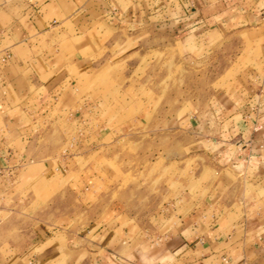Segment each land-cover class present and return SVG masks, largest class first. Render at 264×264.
Here are the masks:
<instances>
[{"label":"rangeland","instance_id":"rangeland-1","mask_svg":"<svg viewBox=\"0 0 264 264\" xmlns=\"http://www.w3.org/2000/svg\"><path fill=\"white\" fill-rule=\"evenodd\" d=\"M96 11L92 18L101 21ZM62 26L48 34L54 45L71 49L70 60L79 58L72 49L79 48L81 65L90 62L94 46L100 68L70 75L66 91L73 102L52 101L48 116L42 117L49 109L33 119L35 144L46 150L31 147L22 168L0 182V264H19L39 226L75 248L80 244L70 234L97 241L104 226H126L129 209L134 223L143 219L165 233L209 191L218 194L226 180H238L235 167L214 166L218 154L205 146L226 137L251 105L252 33L160 41L138 22L99 23L93 35L84 34L87 27L75 32L70 22ZM43 92L36 89L35 97Z\"/></svg>","mask_w":264,"mask_h":264},{"label":"crops","instance_id":"crops-1","mask_svg":"<svg viewBox=\"0 0 264 264\" xmlns=\"http://www.w3.org/2000/svg\"><path fill=\"white\" fill-rule=\"evenodd\" d=\"M147 2L151 8H146ZM133 4L0 0V182L7 180L8 171L22 168L31 147L46 150L35 144L33 119L47 111L52 101L63 106L69 104L66 98L73 102L66 91L70 75L100 68L98 48L92 46L90 62L81 65L85 58L79 48H72L79 58L70 60L71 49L54 45L49 32L67 22L75 32L87 27L85 35H93V29L103 22L118 28L138 22L145 30H153L160 41L183 37L205 41L233 32L252 33L257 58L249 69L254 89L251 105L224 132L226 137L205 146L213 156L218 154L214 166L223 171L235 167L238 180L236 184L226 180L218 194L209 191L193 210L179 214V222L165 233L160 226L150 228L143 219L134 223L135 212L130 209L123 212L129 215L126 226H104L95 233L97 241L82 232L81 236L78 231L70 234L80 244L75 248L49 226H39L32 250L19 257V264H264V0H135ZM93 9L103 14L101 21L92 18ZM7 53L8 59L3 60ZM70 83L76 85L74 76ZM41 87L44 92L35 97ZM48 114L50 109L42 117ZM18 139L27 142L26 146L18 145ZM139 215H146V210ZM68 253L73 258L68 259Z\"/></svg>","mask_w":264,"mask_h":264},{"label":"built area","instance_id":"built-area-1","mask_svg":"<svg viewBox=\"0 0 264 264\" xmlns=\"http://www.w3.org/2000/svg\"><path fill=\"white\" fill-rule=\"evenodd\" d=\"M8 57H9V54L7 53V54H5V55L3 56V60L8 59Z\"/></svg>","mask_w":264,"mask_h":264}]
</instances>
